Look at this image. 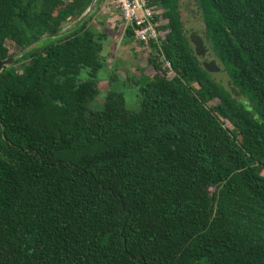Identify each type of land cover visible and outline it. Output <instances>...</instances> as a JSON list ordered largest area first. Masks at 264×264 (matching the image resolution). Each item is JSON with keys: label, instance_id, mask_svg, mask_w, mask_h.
I'll list each match as a JSON object with an SVG mask.
<instances>
[{"label": "trees", "instance_id": "obj_1", "mask_svg": "<svg viewBox=\"0 0 264 264\" xmlns=\"http://www.w3.org/2000/svg\"><path fill=\"white\" fill-rule=\"evenodd\" d=\"M147 1L164 41L156 74L129 82L93 15L59 36L91 0H0V60L55 38L0 73V264H264V0H190L225 80L195 56L181 0Z\"/></svg>", "mask_w": 264, "mask_h": 264}, {"label": "rangeland", "instance_id": "obj_2", "mask_svg": "<svg viewBox=\"0 0 264 264\" xmlns=\"http://www.w3.org/2000/svg\"><path fill=\"white\" fill-rule=\"evenodd\" d=\"M181 2L184 5L190 3L189 9L195 12V18H192L188 10H184V8L181 10L182 22L184 23L185 30H187V36H189L191 32H200L202 29V24L196 16V8L192 5L190 0H181ZM91 3L92 0L88 6ZM101 4L102 2H98V4L95 6V9L91 14V16L93 15V19H90L89 25L107 36L105 42L103 43V56L106 59L107 69L112 71L114 75H116V77L122 81L132 82L134 78H138L142 74L153 77L156 73L154 69L147 63L150 53L146 52L142 46H134V43L124 42V38L120 35V33L115 31L120 23L117 19H113V10L110 9L107 12L108 15H105L101 10ZM67 25L69 24H66L64 28ZM109 27H113L114 30L109 29ZM45 41L47 40H43L40 43H45ZM39 45L40 44L37 46ZM22 51V48L15 46L10 52V55H19ZM211 59L212 58L207 57L206 54L205 60L209 61ZM15 67L18 68V65ZM108 78L109 77L105 72L99 74L97 78V88L101 94H99L95 103L93 102L92 104V108L94 109H99L103 102L102 96L108 90ZM221 78L225 80L224 77ZM121 89L125 95L126 108L130 111H136L139 104L137 88L133 87L131 83H129V86H124ZM212 104H216V101H214ZM262 176L264 177V171L262 172Z\"/></svg>", "mask_w": 264, "mask_h": 264}, {"label": "built area", "instance_id": "obj_3", "mask_svg": "<svg viewBox=\"0 0 264 264\" xmlns=\"http://www.w3.org/2000/svg\"><path fill=\"white\" fill-rule=\"evenodd\" d=\"M101 2L100 7L105 15H108L107 12L110 9L113 10V19H117L120 23L115 31L123 38L130 28L133 31L134 46H142L148 53L151 52V43L161 47L164 33L159 30V27L165 20H157L162 13L159 8L149 5L147 0H101ZM110 29L114 30L113 27ZM161 63L165 76L172 78L174 73L171 64L164 58Z\"/></svg>", "mask_w": 264, "mask_h": 264}, {"label": "water", "instance_id": "obj_4", "mask_svg": "<svg viewBox=\"0 0 264 264\" xmlns=\"http://www.w3.org/2000/svg\"><path fill=\"white\" fill-rule=\"evenodd\" d=\"M98 2H101V0H92V3L86 8V10L83 13V15L77 21L70 23L68 26H66L64 29H62V31H61L59 36H63L65 34H67V33H70L72 31H74L76 28H78L79 25L84 20H86V18L91 16V14L93 13V11L95 9V6L98 4ZM189 6H190V3H187L185 5V7H184V10L190 11ZM190 13H191L192 18H195L194 17V12L190 11ZM188 37H189V42H190V44L193 47L194 54L198 58V60L201 62L202 67L208 73L213 75L215 78H219L220 79L222 77V72H221V69L218 67L216 61L212 60V59L209 60V61L205 60V56L207 54V49H206V47L204 45V42H203L202 38L196 32H191ZM43 40H47L45 42H49L51 40H55V38L43 39ZM43 40H41V41H43ZM40 42L32 44L29 48L23 50L19 55L11 56V57H8V58H6L4 60H0V73L5 68L12 66L14 64V62L17 59L21 58L25 53H27L28 51L32 50L38 44H41ZM226 83H227V87L229 88L231 93L234 94L235 97H238L239 96L238 92L233 87H231L230 82L226 81Z\"/></svg>", "mask_w": 264, "mask_h": 264}, {"label": "flooded vegetation", "instance_id": "obj_5", "mask_svg": "<svg viewBox=\"0 0 264 264\" xmlns=\"http://www.w3.org/2000/svg\"><path fill=\"white\" fill-rule=\"evenodd\" d=\"M185 7V6H184ZM190 11H192L191 9H190ZM190 11H189V14H190V16H191V13H190Z\"/></svg>", "mask_w": 264, "mask_h": 264}, {"label": "crops", "instance_id": "obj_6", "mask_svg": "<svg viewBox=\"0 0 264 264\" xmlns=\"http://www.w3.org/2000/svg\"><path fill=\"white\" fill-rule=\"evenodd\" d=\"M109 29H110V27H109Z\"/></svg>", "mask_w": 264, "mask_h": 264}]
</instances>
